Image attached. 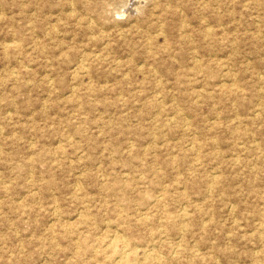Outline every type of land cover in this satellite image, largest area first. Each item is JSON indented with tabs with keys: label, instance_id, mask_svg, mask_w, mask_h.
I'll list each match as a JSON object with an SVG mask.
<instances>
[{
	"label": "rangeland",
	"instance_id": "1",
	"mask_svg": "<svg viewBox=\"0 0 264 264\" xmlns=\"http://www.w3.org/2000/svg\"><path fill=\"white\" fill-rule=\"evenodd\" d=\"M0 264H264V0H0Z\"/></svg>",
	"mask_w": 264,
	"mask_h": 264
}]
</instances>
